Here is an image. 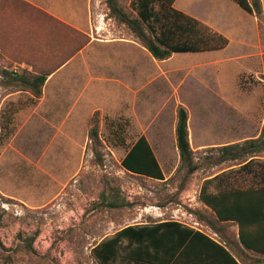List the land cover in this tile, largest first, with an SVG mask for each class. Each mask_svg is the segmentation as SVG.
<instances>
[{"label": "rangeland", "instance_id": "obj_1", "mask_svg": "<svg viewBox=\"0 0 264 264\" xmlns=\"http://www.w3.org/2000/svg\"><path fill=\"white\" fill-rule=\"evenodd\" d=\"M118 2L124 12L135 16L132 0ZM174 7L213 31L223 32L227 46L214 53L174 54L167 60L158 61L126 25L110 16L106 0H0V241L6 249L17 250L12 264H98L92 250L107 237L127 226L165 220L217 234L207 225L206 219L214 216L200 201L202 184L208 177L224 173L233 166L240 167L242 161L222 160L223 152L216 149L220 147L211 144L217 139L212 134L242 140L254 137L260 131L264 118V55H261L264 52V23L263 28L258 25L259 44L255 41L254 21L232 0H176ZM54 12L70 14L75 19L90 16L94 28L89 30L90 41L93 38L128 39L144 48L138 52L130 51L131 64L126 66L127 74L132 78L129 86L148 96L149 104L153 106L149 116L156 117L163 108L177 110L182 106L187 109L192 118L191 127L199 135L193 144L190 140L191 148L200 143L198 138L208 145L207 149L194 153L198 171L189 174L187 167L178 163L176 144L170 141L166 155L171 167L164 168L167 180L155 181L129 174L121 167V161L132 145L129 137L133 135L135 139L136 134L129 130V122L127 125L124 120L110 121L112 118H103L97 112L99 146H94L89 138L90 122L86 155L78 175L66 181L59 178L60 183L54 181L53 175L65 178L73 171L65 166L66 160L58 152L52 153L56 156L54 160L50 150L45 153L47 142L44 138L50 143L54 130L32 128L28 133L26 124L30 115L18 118L13 108L6 105L7 101L4 103L8 95L16 92H21L20 104L28 103L25 100L30 98L28 94L32 95V101L36 99L30 91L18 87L5 72L47 73L57 65L50 68L42 65H47L49 60L44 57V37L54 36L61 53L68 43L65 39L70 37L68 33L79 32L51 15ZM221 14L233 24L229 30L218 22ZM242 26L250 38L248 47L240 44L238 28ZM79 40L75 42L80 44ZM125 52L123 48L121 53ZM220 97L227 101L226 106L209 102H217ZM207 100L209 106L205 108ZM205 130H208V138ZM18 133L13 142L15 150L10 148L9 153H13L16 161V181L22 184L16 190V196L21 199L2 193L7 191L2 178L8 157L5 148ZM152 146L164 165L158 150L160 146ZM41 167L47 171L45 174L41 173ZM171 172L173 174L169 175ZM258 181L252 175L236 174L231 185L247 188ZM110 204L120 207L110 208ZM224 229L237 239L236 225H227ZM217 235L218 240L224 242L220 234ZM33 237L36 253L19 250L17 246L28 244Z\"/></svg>", "mask_w": 264, "mask_h": 264}, {"label": "trees", "instance_id": "obj_2", "mask_svg": "<svg viewBox=\"0 0 264 264\" xmlns=\"http://www.w3.org/2000/svg\"><path fill=\"white\" fill-rule=\"evenodd\" d=\"M176 0H132L135 16L120 7L118 0H106L110 16L128 27L140 44L158 61L174 54L205 53L224 49L228 41L221 34L212 33L203 23L174 7ZM243 11L254 15L263 28L262 0H232ZM56 21V20H54ZM39 35V34H38ZM86 40V39H85ZM83 43V46L87 43ZM82 47V44L78 49ZM49 66V64H42ZM47 73L5 72L18 87L41 98L47 77L61 64ZM96 113L91 121L89 138L99 146L100 135ZM189 114L178 108L176 138L180 164L193 174L199 166L194 162V151L189 138ZM123 145V144H120ZM221 159L242 161L240 167L230 169L204 180L200 201L213 213L206 219L224 242L215 241L204 232L175 220L127 226L97 244L92 252L98 264H263L264 262V125L260 136L241 144L224 146ZM98 153V152H96ZM244 159V160H242ZM121 167L131 175L155 181L165 176L155 153L145 137L129 148ZM252 175L259 179L255 186L233 187V175ZM110 208H119L110 204ZM238 227L237 239L224 229ZM1 227V222H0ZM33 239L17 246L27 254L36 253ZM220 243V244H219ZM214 247L212 254L195 253L194 246ZM17 250L6 249L0 241V264H12ZM11 253V254H10ZM255 256V257H254Z\"/></svg>", "mask_w": 264, "mask_h": 264}, {"label": "crops", "instance_id": "obj_3", "mask_svg": "<svg viewBox=\"0 0 264 264\" xmlns=\"http://www.w3.org/2000/svg\"><path fill=\"white\" fill-rule=\"evenodd\" d=\"M263 2L264 0H262V4ZM51 15L68 27H71L72 29H75L79 32L74 31L76 33H68L70 37H65L68 43H66V47L62 46L64 52L61 51V53L59 50L60 47L55 44L56 42L54 36L49 39L45 38L47 36L44 37V48L46 49V54L44 57H49L46 59L49 60L45 62L49 64V66H53L54 64L61 65L52 71V73L47 77L41 98L32 101V95L28 94L31 98H25L28 103L20 104L21 92H16L8 95L4 99V103L7 101L6 105L8 104V106L13 108L12 111L15 115H17V117L20 116L23 119V117L30 115V118L26 124V127H28V133L31 132L30 130L32 128L40 130H54V134L51 137L52 139H50V143L48 142L49 139L47 140V138H44V135L42 137L46 139L45 141L47 142L45 145V148L47 147L45 153H47V151L49 152L50 150V157H52L54 160L56 156L53 157L52 153L58 152L60 157L65 158V166L71 167V170H73L65 178L57 176L55 177L53 175L52 177L54 178V181L56 183H60L59 178L66 181L68 178H74L76 175H78L86 155V149L89 141L88 131L90 122L94 114L97 112H100L103 118H112L110 121L124 120L127 125L129 122V130L132 129L133 133L136 134L135 139L133 135L129 137V140H132L130 141L132 142L131 146H133L140 137H145L151 145L162 168L165 180H167L168 177L164 168L170 169L171 167L170 158L166 155L168 154L167 147L170 141H173L176 144V149L178 151L176 126L178 108L180 106H178V103L177 110L163 108L161 113L156 117L149 116V109H151L153 106L149 104L148 96L145 94V92H136L132 86H129L132 78L129 73V75L127 74L126 66L131 64L132 56L130 55V51H137L144 48L139 46V44L136 42L128 39H120L121 41H116L95 40L93 38L94 40L92 39L90 41L89 30H94L90 16H86L84 19H75L72 18L70 14L60 15L54 12L51 13ZM248 16L255 23V41H258L260 44L261 32L258 26V19L250 14H248ZM218 22H220L222 28L225 30H229L233 26V24L231 25V23L228 21V18L222 14L220 15ZM206 27L212 33L221 34L227 38L223 32L213 31L208 26ZM238 29L240 30L238 34V37L241 38L240 44L242 46L248 47V40H250V38L246 33V28L242 26ZM78 37H80V39L83 41H80ZM87 38L88 41L83 46V43L87 40ZM75 40H79L80 44L75 42ZM81 44L82 47L78 49ZM123 48L126 50V52L122 54L121 50ZM212 52L214 53L216 51ZM261 55H264V52H261ZM243 57H247V55L244 54ZM209 102H215L216 105L221 107L226 106L227 103L226 100H223V97H220L217 102ZM207 103L208 100L205 101V108L209 106V103ZM200 107L201 106L198 107L199 110H201ZM190 114H192L191 110ZM191 120L192 118L190 115L188 129L189 138L193 144V140L199 135L195 133V128L191 127ZM32 122L34 124H32ZM263 125L264 118L260 125V131L258 134L254 137L242 140H229V138L225 135L223 136V134L216 135L213 133L212 135L216 136L217 139L216 142L210 143L221 148L223 146L241 144L246 140L256 139L260 136ZM205 131H207L208 138V130ZM19 133L11 140L10 143L7 144L5 148V152H8V157L4 162L5 164L3 166L2 178H4L7 191H2V193L10 197L21 199L20 197L16 196V190L17 187L21 186L22 184L21 182L16 181V161L13 159V153H9L11 149L15 150L13 149V142ZM198 139H200V143H198L196 147L192 146V149L195 153L207 149L205 147L208 146L207 144L205 145V143H203L204 141H202L201 138ZM152 144L160 146L158 150L161 153V159L163 160L164 165L160 161ZM127 153L128 151L125 153L123 159ZM178 163H180L179 156ZM234 167L236 166H233L230 169ZM46 172L47 171L41 167V173L45 174ZM172 174L173 172H171L169 175ZM194 247L195 248L193 251L195 253L201 252L204 254H212L216 249L214 247L207 248L198 245Z\"/></svg>", "mask_w": 264, "mask_h": 264}, {"label": "built area", "instance_id": "obj_4", "mask_svg": "<svg viewBox=\"0 0 264 264\" xmlns=\"http://www.w3.org/2000/svg\"><path fill=\"white\" fill-rule=\"evenodd\" d=\"M196 224H198V223H196ZM197 230H200V229H198V228H196ZM200 231H202V230H200ZM202 232H204V231H202ZM207 236H209L211 239H213V240H215V241H218V235L216 234V233H213V232H210V234L209 233H206V232H204ZM212 233V234H211Z\"/></svg>", "mask_w": 264, "mask_h": 264}]
</instances>
